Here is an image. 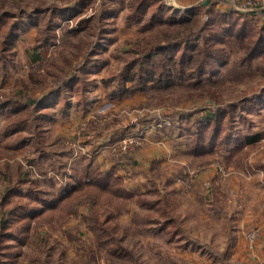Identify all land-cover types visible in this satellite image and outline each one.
Wrapping results in <instances>:
<instances>
[{
	"label": "rangeland",
	"instance_id": "rangeland-1",
	"mask_svg": "<svg viewBox=\"0 0 264 264\" xmlns=\"http://www.w3.org/2000/svg\"><path fill=\"white\" fill-rule=\"evenodd\" d=\"M76 1L0 0V12L11 15L7 30L12 21H24L8 39L0 29V176L20 171L23 179L6 208L14 202L39 204L26 196L31 179L55 192L75 173H114L132 195L114 209L117 236L131 252L125 249L124 257L117 258L107 245L99 246V235L85 219L90 203L82 198L72 208L74 214L14 223H27L28 230L20 242L10 240L0 264H256L247 260L246 249H237L231 234L237 228L233 209L243 208L231 194L264 168V130L248 148L236 147L247 131H261L258 127L264 124V55L242 65L240 50L233 45L209 80H185L162 89L148 82L130 96L109 97L106 76L119 73L135 50L201 26L213 0L195 5L161 0L170 9L161 23H153L151 14L129 20L130 0H91L80 10L70 9ZM198 7L203 10L199 16L186 14V8ZM256 7L257 14L264 12L258 4L252 9ZM34 8L42 14L27 18ZM50 15L57 19L53 37L34 59L32 54L41 48L31 49L41 45L37 37ZM185 16L191 22L177 21ZM69 75L77 77L74 86H63L39 103ZM235 102L239 105L231 109V118H224L231 143L209 155L189 153L188 129L196 117L189 111ZM249 105L253 108H244ZM230 148L238 151L231 155ZM149 151L152 158L147 159ZM134 158L145 160L142 169H118L120 162H137ZM235 178L239 182H233ZM251 187L255 189L247 191L248 202L251 196L261 197L257 183ZM238 195L241 199V190ZM167 217L170 230L177 228L171 235L168 227L159 230L168 224Z\"/></svg>",
	"mask_w": 264,
	"mask_h": 264
},
{
	"label": "trees",
	"instance_id": "trees-1",
	"mask_svg": "<svg viewBox=\"0 0 264 264\" xmlns=\"http://www.w3.org/2000/svg\"><path fill=\"white\" fill-rule=\"evenodd\" d=\"M90 1L77 0L76 3L68 6L70 9L80 10ZM116 1L123 2V0ZM128 8L126 17L129 20H136L142 15L151 14L150 19L153 23L163 22L166 12L170 10L169 6L161 0H130ZM257 11L248 13L237 12L233 9L222 11L216 7L215 3L209 1L208 8L205 10V20L201 26L195 30H189L176 39L155 42L135 50V55L119 69V73L106 76L104 82L107 83V86L111 83L107 88L108 96L117 98L130 96L135 91L146 87L148 82H151L154 88L162 89L174 85L175 82L182 83L185 80H193L195 83L202 79L209 80L214 75L213 72L217 66L226 62V53L233 45L240 50L239 63L249 66L253 59L264 55V21L261 18H255L260 15L256 14ZM42 12L40 8H34L27 12L26 17L36 18ZM202 12V8L198 7L187 10L186 14L191 13L199 16ZM10 16L8 12H0V29H5L4 33L7 39L14 36L16 29H19V26L24 22L23 20L12 21L7 30L5 24ZM86 20L81 19V22ZM177 21L188 24L191 19L185 16L183 20ZM56 23L57 19L54 16L50 15L46 19L42 36L37 37V39L41 38V45L31 49L33 52L41 48L38 54H32L34 59L40 57L46 50L53 37V25ZM2 44H4L3 41ZM76 78V75L64 77L61 87L53 88L50 96L60 93L63 86L70 83L72 85ZM263 91L261 90V92ZM207 95L210 97L209 94ZM257 96L255 97L258 98ZM247 99L250 100L249 97ZM238 105V102L218 103L217 105L212 103L207 107L190 110V114H196V117L193 119L191 128L188 129L189 153L209 155L217 149H221L222 146L230 144L233 137L228 131V122L224 118H231V109H235ZM244 108L251 109L253 105ZM261 135V132H252L246 134L243 139L239 137L236 140L240 138L242 140L236 143V147L256 142L261 138ZM233 150L231 155L238 151V149ZM22 180L20 171L14 176L3 171L0 176V207L5 206L0 216V255H4V252L10 249V240L18 242L20 236L26 234L28 230L27 223H23L20 227H16L14 223L24 220L29 222L30 219L40 217L51 219L55 216L74 214L77 211H72V208L82 198H86L85 201L90 203L87 205L88 213L85 215V219L99 235V246L107 245L109 252L117 258H123L129 251L123 245L121 237L117 236L118 226L114 209L125 205L132 195L124 188L120 177L114 173L102 172L98 169L85 177L75 173L72 174L70 180L57 187L55 192L50 189L46 190L31 179L30 190L26 196L39 204L27 205L14 202L15 206L13 204L7 209L6 206H8L10 198L19 191L18 186ZM101 205L105 206L101 208ZM8 213V217H5ZM167 220L168 224H164L160 228H166L168 225L167 233L170 235L176 233L177 228L170 230L172 221Z\"/></svg>",
	"mask_w": 264,
	"mask_h": 264
},
{
	"label": "crops",
	"instance_id": "crops-1",
	"mask_svg": "<svg viewBox=\"0 0 264 264\" xmlns=\"http://www.w3.org/2000/svg\"><path fill=\"white\" fill-rule=\"evenodd\" d=\"M179 1L181 3H186V5H195L197 4V2H199L198 0H179ZM256 1L258 0H255V1L253 0H213L212 2L215 3L216 7L222 11L233 9V10H236L237 12H247L248 13L250 11H255V10H258L257 12H259V9L257 8L256 9L254 8L252 10L251 9L249 10L246 8V5L252 6L254 3H256ZM203 3L204 2H202V4ZM186 9L189 10L190 8H186ZM260 15H261L260 18L264 21V12ZM255 18H257V16H255ZM50 93L51 91L49 93H44L39 103L51 97ZM258 128H262V130L261 131L249 130L247 131V135L252 132H262L264 130V124H262V127L260 126ZM248 146L250 145L246 144L247 148ZM145 154L148 155L147 153ZM146 158L147 159L152 158L150 151H149V155ZM130 159H132V157ZM134 160L137 162H134V161L133 162H129V161L120 162L118 169H123V172L125 169H142V164L145 160L139 159V158H134ZM261 162H264V159ZM100 165H102L101 162L98 163V166ZM262 165H264V163H262ZM254 175L257 176L256 179L254 178ZM254 175H253V179L250 182H245L241 186L237 184L235 191L231 194L232 196L238 197L239 205L243 207L241 210L237 209V211H235V208L233 209L234 214L238 213L236 216V220H235L237 224V228L236 229L233 228L234 230H233V233L231 231V234L232 236H234V239L236 240V243L238 246L237 249H240L241 252H242V248L246 249V254L248 255L247 260L250 262L254 261L255 263L256 256H259L260 254L264 252L263 250V244H264V168L257 169V172L254 173ZM233 182H239V179L235 178ZM252 183H257L256 188L261 190V197L260 199L257 200L256 198H254L255 196H251L250 198L252 199L251 201L248 202V200L246 199L247 191L251 192L253 189H255V187H251ZM138 188L140 190L142 189L140 187ZM239 190H241V193H242L241 199H240V196L238 195ZM259 200L260 202H258ZM240 201H242V204L240 203ZM243 201L245 202V204H243ZM155 202L157 203V201ZM233 203H236V202H233ZM156 206H158V204ZM166 219H169V217H167ZM251 229H255L258 232L257 238L252 242V248L249 247L248 240L246 239V233L250 231ZM159 230L165 232L166 228H159Z\"/></svg>",
	"mask_w": 264,
	"mask_h": 264
},
{
	"label": "built area",
	"instance_id": "built-area-1",
	"mask_svg": "<svg viewBox=\"0 0 264 264\" xmlns=\"http://www.w3.org/2000/svg\"><path fill=\"white\" fill-rule=\"evenodd\" d=\"M256 4L264 7V0H258L256 3H254L252 6L246 5L247 9H252ZM257 8V7H256ZM129 143H135L136 141L129 140ZM221 170V169H220ZM258 232L257 230H250L246 233V239L248 240L249 247L252 248V242L257 238ZM263 250H264V244H263ZM256 264H264V252L260 254L259 256H256Z\"/></svg>",
	"mask_w": 264,
	"mask_h": 264
}]
</instances>
